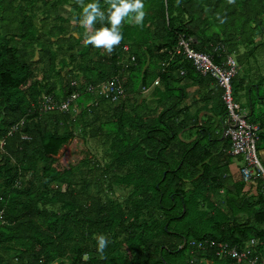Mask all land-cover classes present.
<instances>
[{
  "label": "trees",
  "instance_id": "1",
  "mask_svg": "<svg viewBox=\"0 0 264 264\" xmlns=\"http://www.w3.org/2000/svg\"><path fill=\"white\" fill-rule=\"evenodd\" d=\"M98 2L107 17L110 5ZM143 4L142 24L126 18L108 55L85 44L78 0H0V264H237L221 250L251 240L264 262V183L250 196L230 173L242 160L231 142L219 149L208 127L186 142L187 108L162 103L174 84L205 78L177 54L182 38L217 64L234 56L233 86L248 80L264 101V0ZM101 27H111L107 18L93 31ZM114 78L125 95L111 102L97 86ZM154 85L159 101L149 108L139 101Z\"/></svg>",
  "mask_w": 264,
  "mask_h": 264
},
{
  "label": "built area",
  "instance_id": "2",
  "mask_svg": "<svg viewBox=\"0 0 264 264\" xmlns=\"http://www.w3.org/2000/svg\"><path fill=\"white\" fill-rule=\"evenodd\" d=\"M194 39L182 38L176 48L177 54H183L186 58L192 60V64L196 71L203 77L213 80L223 90L222 100L226 107V116L224 120L223 135L231 142L230 152L233 156L242 157L243 166L241 168V176L244 182L264 183V164L261 161L257 149L260 127L259 124L250 121L248 114L244 112L241 104L234 97L233 80L238 74V62L233 56H226L222 64L215 63L213 56L205 52H199L193 48ZM130 46L125 44L124 51L128 52ZM135 61V57L131 58V63ZM130 63L125 65L129 68ZM183 74V72H182ZM159 84L158 81L155 82ZM98 93L101 97L118 101L120 97L125 95V90L120 84L118 78L111 79L98 85ZM95 91V88H90ZM144 91L146 88L143 89ZM76 99V96L68 98L62 103L60 109L68 110L70 104ZM44 107L49 110L56 109V104L52 99L44 102ZM42 110H44L42 108ZM24 122L13 127L12 132L19 130ZM28 139L27 136L23 137ZM256 240H251L248 248L239 250L237 248H228L225 246L220 252V256H229L237 264H259L258 257H254L252 248L257 246ZM264 264V262L262 263Z\"/></svg>",
  "mask_w": 264,
  "mask_h": 264
},
{
  "label": "crops",
  "instance_id": "3",
  "mask_svg": "<svg viewBox=\"0 0 264 264\" xmlns=\"http://www.w3.org/2000/svg\"><path fill=\"white\" fill-rule=\"evenodd\" d=\"M64 15L66 16L67 13ZM253 74L255 73L253 72ZM194 76L195 78H188L182 83L174 84L172 86V88H175L173 92L174 97L162 103L164 105H171L173 102H177L180 108H187V112L184 116H187L186 124H191V126L182 134L186 142L190 143L198 137V128L208 127L210 129L214 125L217 132L215 134L212 133L214 136L213 139L218 138V148L225 150V148L230 147V143L223 135L224 113L221 115L219 111L222 109L224 112L225 108L222 100L223 90L209 78H201L197 74ZM156 87L157 86L154 85L146 89L139 103L145 101L149 108H155L159 101V98L155 95ZM240 89H242L245 98H251V101L255 103L254 106L248 105L246 107V113L250 121L253 122V120H255V123L257 122L258 124V119L261 117L264 118V101L256 100V94H261V89L256 87V85L251 86L248 80L241 85ZM238 102L240 103V101ZM189 131L193 132L189 133ZM191 135L193 136L191 137ZM259 146V155L264 164V141H262V139L259 142ZM242 166L243 161L240 158H235L229 165L230 173L235 181L242 179L240 172ZM258 186L259 184L256 182L247 183L245 190L247 193L249 192L250 196H257Z\"/></svg>",
  "mask_w": 264,
  "mask_h": 264
},
{
  "label": "clouds",
  "instance_id": "4",
  "mask_svg": "<svg viewBox=\"0 0 264 264\" xmlns=\"http://www.w3.org/2000/svg\"><path fill=\"white\" fill-rule=\"evenodd\" d=\"M229 2H232V0H229ZM78 3L82 7V19L79 20V23L86 30L85 44H90L96 48H103L108 55H111L114 48L123 39L120 32L122 22L127 18L129 23L134 22L139 25L142 24L146 15L143 10V0H106V3L110 5L107 17L105 16V12L101 10L98 0H93V2L86 5L83 3V0H78ZM106 18L111 27H101L93 31V25L97 21L103 22ZM76 22V20L72 21V23ZM107 245L108 240L103 235H100L97 239V251L102 256Z\"/></svg>",
  "mask_w": 264,
  "mask_h": 264
},
{
  "label": "rangeland",
  "instance_id": "5",
  "mask_svg": "<svg viewBox=\"0 0 264 264\" xmlns=\"http://www.w3.org/2000/svg\"><path fill=\"white\" fill-rule=\"evenodd\" d=\"M61 12V11H60ZM86 31V30H85ZM244 91V90H243ZM234 92H235V94H234V97H235V99L237 100V101H240V103H241V106L243 107V110H244V112H246V107L248 106V104H247V102H248V98L246 97H244L243 95H244V93L242 92V89H240V87L239 86H237V88H236V86L234 87ZM246 100V101H245ZM220 111V114L221 115H223V113H224V118H225V116H226V114H225V108H224V112H223V110L222 109H220L219 110ZM211 129V132L213 133V134H215L217 131H216V127L213 125L212 126V128H210ZM93 144H94V146H95V150H96V152H97V154H99V156L100 157H102L103 156V153H104V150H103V148L101 147L102 145H100L98 142H96V144L93 142ZM77 181H79V179L81 178V176H80V172H77L76 173V175H75V177H74Z\"/></svg>",
  "mask_w": 264,
  "mask_h": 264
}]
</instances>
